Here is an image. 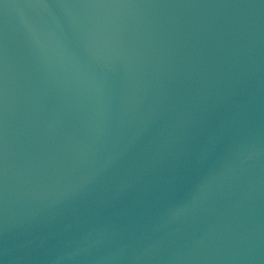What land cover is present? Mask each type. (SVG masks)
<instances>
[{
	"label": "water",
	"instance_id": "water-1",
	"mask_svg": "<svg viewBox=\"0 0 264 264\" xmlns=\"http://www.w3.org/2000/svg\"><path fill=\"white\" fill-rule=\"evenodd\" d=\"M0 264H264V0H0Z\"/></svg>",
	"mask_w": 264,
	"mask_h": 264
}]
</instances>
